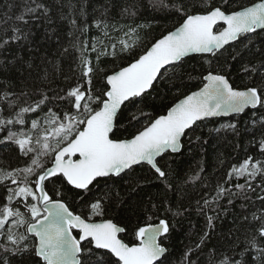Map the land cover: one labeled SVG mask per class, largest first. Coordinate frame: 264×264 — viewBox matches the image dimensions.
<instances>
[{"label":"snow or ice","instance_id":"1","mask_svg":"<svg viewBox=\"0 0 264 264\" xmlns=\"http://www.w3.org/2000/svg\"><path fill=\"white\" fill-rule=\"evenodd\" d=\"M233 3L234 0H223L222 5L215 6L211 0H185L183 3L149 0L152 9L174 12L182 22L142 54L134 56L127 66L106 75V87L100 95L91 89L92 74L100 69L91 66L86 55L89 45L77 36L75 41H70L69 47L63 49L62 55L69 54L70 48L80 53L78 67L89 87L77 85L69 88L65 95L56 96V100L66 104L59 112L52 111L49 106L53 98L29 86L26 77L22 80L24 87L19 91H8L5 85L0 96V133L4 134L0 145L5 148L15 145L19 155L27 160L24 167L0 170V186L6 189L0 197V264H167L166 241L172 225L166 219H160L156 224L138 227L134 236L139 243L130 246L119 235L126 231L125 228L110 219L101 222L92 219L105 215V199L108 204L112 202L108 192L95 197L93 189L101 180L107 184L114 178L122 179L136 167L145 165L150 166L158 178L166 180L168 174L161 168L160 160L166 154L181 151L188 130L195 131L194 126H200L198 122L229 114L239 115L246 109L264 110V72L245 66V73H255L260 80L259 87L245 86V90H239L223 72L210 67L208 74L202 75L199 91L186 95L166 114L152 117L143 111L144 101L155 90L154 84L169 72L173 74L167 77L169 82L179 78L178 69L183 67L186 57L201 54L218 58L228 50L226 46H234L236 42L246 48L254 46L253 35L259 37L264 33V0H252L250 6L237 5L236 10H231ZM58 5L59 0L54 3L26 0L15 19L26 26L41 19L51 24V13ZM8 7L11 9L12 5ZM69 7L74 9L76 6L70 4ZM132 7H139V4ZM132 7L123 11L135 16ZM197 7L204 8V11H193ZM85 9L86 5L81 4L80 16L85 15ZM60 16L67 19L62 9ZM70 24L76 26V19H71ZM101 24L104 22L97 21L96 27L100 28ZM107 27L104 24V28ZM127 27L125 35L130 39L118 40L120 54H131L138 45V40L131 39L136 35V28ZM86 28L87 25L76 28V31L83 33ZM11 31V36H0V54L6 52L10 44L19 47L30 44L34 35L30 28L25 30L15 24ZM104 35L108 33L105 31ZM108 47L106 45L98 52L97 60L101 55L109 54ZM110 47V54L115 58L116 45ZM96 50L97 44L92 43L91 51ZM8 62L24 64L19 55L12 56ZM207 63L211 65L213 61L210 59ZM32 67L28 64L29 69ZM122 116L137 129L131 138H115L116 132L123 127L120 123ZM221 128L234 134L239 132L235 123ZM261 129L264 130V120ZM214 131L220 132L221 129ZM258 146L264 154V139ZM233 175L244 178L245 183L235 185L239 193L218 187L214 198L217 204L225 194L229 195L228 203L232 204L231 196L242 193L244 199H250L249 192H255L257 188L264 192V160L246 158L238 168H232L228 178ZM257 177L261 181L254 184ZM49 184L71 186L85 201L83 207L88 211L74 214L62 199L49 194ZM60 195L57 190L56 196ZM86 196L94 199L85 200ZM257 199L264 201V195L258 194ZM204 206H209L208 200L204 201ZM155 207L153 204L152 208ZM168 211L172 210L169 208ZM172 214L179 216L182 213L177 210ZM214 219L216 217H207L208 230L196 249H201L210 238ZM244 219L249 218L245 216ZM249 223L255 225L254 234L247 239L244 252L255 250L259 255L258 264H264V209L254 212ZM192 251L189 249L184 254L181 264H197L192 259ZM239 255L242 253L238 252ZM208 257V264H250V260L242 262L223 252L220 253L222 258L217 259L211 249Z\"/></svg>","mask_w":264,"mask_h":264},{"label":"trees","instance_id":"2","mask_svg":"<svg viewBox=\"0 0 264 264\" xmlns=\"http://www.w3.org/2000/svg\"><path fill=\"white\" fill-rule=\"evenodd\" d=\"M25 2L26 0H0V36H11L14 24L25 30L30 28L34 33L30 44L24 47L10 44L7 51L0 54V61H3L0 63V96L5 85L8 86V91H19L24 87L22 80L26 77L29 86L53 98L49 106L56 112L66 107L63 101L55 99L56 96L65 95L69 88L77 85L83 88L89 87L78 67L80 53L70 48L69 54L62 55L63 49L69 47L70 41H75L77 36L89 45L86 55L91 61V66L100 69L92 74L91 85L95 94L100 95L106 87V75L127 66L134 56L142 54L156 40L175 30L182 22L174 12L152 9L149 0H59V5L51 13L53 23H45L41 19L33 20L26 26L15 19L22 12ZM46 2L54 3L55 0H46ZM178 2L183 3L185 0ZM211 3L220 6L223 0H211ZM251 3L252 0H234L231 10H236L237 5L250 6ZM9 4L12 5L11 9L8 7ZM70 4L76 7L71 9ZM81 4L86 5L83 17L79 14ZM137 4L139 7H132ZM129 7L136 12L135 16L123 11ZM61 9L67 19H61ZM193 11L203 12L204 8L197 7ZM73 18L77 21L76 26L70 24ZM97 21H103L108 27L105 29L104 24H101V27L97 28ZM85 25L87 28L83 33L76 31V28H83ZM113 25L115 28L112 27ZM128 25L136 28V35L131 39L138 40V45L131 54H120L118 40L130 39L125 35L128 32ZM105 31L108 33L107 36L104 35ZM253 41L254 46L250 45L247 48L236 42L234 46H228V50L218 58L205 55L185 59L183 67L178 69L179 78L169 82L167 77L173 75L169 72L165 78L155 83V90L144 101L143 111L150 113L152 117L166 114L186 95L199 90L202 86V75H207L210 67L223 72L239 90H245V86L259 87L261 82L255 73H245L244 67L264 72V33L259 37L253 35ZM92 43L97 44L96 51H91ZM113 44L116 45L115 58L110 54L112 51L110 46ZM106 45L109 46V54L101 55L97 60L98 52ZM16 55L23 58V65L18 62L15 64L8 62ZM210 59L213 61L211 65L207 63ZM28 64H32L33 67L29 69ZM262 120H264V110H247L240 116L200 122V126H194L195 131L189 130L188 135L183 139L181 153H169L162 160L159 159L161 168L168 174L166 180L158 178L154 170H150L147 165L138 166L129 175L122 179L114 178L107 184L101 180L93 189L95 197L108 192L112 202L108 204L105 199L104 202L107 204L105 215L94 216L92 219L94 221L110 219L125 228L126 231L121 238L130 246L138 244L134 236L138 227L156 224L160 219H166L172 225L166 241L167 264H181L184 254L189 249L193 250L191 256L197 264H208L210 249L214 250L217 259L222 258L220 253L223 252L242 262L250 260V264H258V253L255 250L244 252V248L247 239L254 234L255 225L249 223L252 214L264 209V201L257 199V195H264V192L257 188L255 192L248 193L250 199H244L242 193L231 196L232 204L228 203V194H225L218 204L214 198L217 196L218 187L229 188L231 192L239 193L235 185L244 184L245 180L238 179L235 175L231 179L228 178L233 167L238 168L246 158L264 160V154L260 152L258 146L259 141L264 139L262 135L264 130L261 129ZM120 123L123 127L116 132L115 138H131L137 129L129 125L123 116ZM229 123L237 124L238 134L221 128L222 125ZM214 129L221 131L216 132ZM3 135L0 133V138ZM196 136L200 139L196 140ZM25 160L27 157L20 156L19 149L15 145L7 148L0 145V170L24 167ZM260 181L261 178L257 177L253 183ZM57 190L61 193L60 196H56ZM5 191L6 189L0 186V197H3ZM48 191L54 198L62 199L73 213L81 214L88 211L83 207L85 201L76 195V190L71 186L49 184ZM90 198L94 199L86 196L85 200ZM205 200L209 201L208 207L204 206ZM153 204L156 206L154 209ZM169 208L171 212L168 211ZM177 210L182 214L173 216L172 212ZM208 216L216 217L214 229L210 230V238L205 241V245L201 249H196V245L208 230ZM245 216L249 219L245 220ZM238 252L242 255L237 256Z\"/></svg>","mask_w":264,"mask_h":264},{"label":"water","instance_id":"3","mask_svg":"<svg viewBox=\"0 0 264 264\" xmlns=\"http://www.w3.org/2000/svg\"><path fill=\"white\" fill-rule=\"evenodd\" d=\"M174 31V30H173ZM226 47H228V46H226ZM192 56H205V55H201V54H193V55H191L190 57H192ZM187 58H189V57H186L185 59H187ZM155 85V84H154ZM197 91H199V90H197ZM191 94V93H190ZM189 94V95H190ZM177 103H179V101L177 102ZM247 110H251V109H246L245 110V112L247 111ZM244 112V113H245ZM244 113H241V114H239V115H237V114H229L228 116H224V117H215V118H211L210 120H215V119H222V118H229V117H233V116H240V115H243ZM198 123H200V122H198ZM191 130V129H190ZM189 131V130H188ZM182 149H183V144H182ZM182 149H181V151H182ZM181 151H179L178 153H175V154H179V153H181ZM74 159H75V157H74ZM160 158H158V160H159ZM150 167V166H149ZM75 214V213H74ZM95 222H101V221H95ZM119 226V225H118ZM125 232H123V233H120L119 235H120V238H121V236L124 234ZM139 243V242H138ZM137 245V244H136Z\"/></svg>","mask_w":264,"mask_h":264}]
</instances>
